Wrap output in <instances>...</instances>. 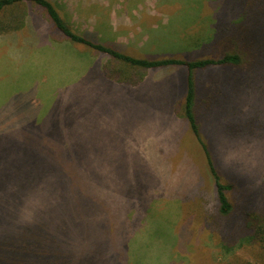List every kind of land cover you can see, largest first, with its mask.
<instances>
[{"label": "rangeland", "instance_id": "374dc122", "mask_svg": "<svg viewBox=\"0 0 264 264\" xmlns=\"http://www.w3.org/2000/svg\"><path fill=\"white\" fill-rule=\"evenodd\" d=\"M51 1L75 32L133 57H215L228 48L188 44L214 28L213 16L218 28L229 24L221 0ZM27 9L23 29L0 34V204L24 205L21 217L40 209L36 203L53 205L55 235L74 249L76 264L250 257L244 217L264 204V69L254 84L243 79L249 86L231 66L195 72L201 133L221 179L232 182V210L220 216L203 155L185 121L171 115L186 68L146 71L133 87L114 83L100 69L110 57L53 31L39 8ZM250 97L259 98L254 118L244 109ZM29 228L25 239H38Z\"/></svg>", "mask_w": 264, "mask_h": 264}, {"label": "trees", "instance_id": "16d2710c", "mask_svg": "<svg viewBox=\"0 0 264 264\" xmlns=\"http://www.w3.org/2000/svg\"><path fill=\"white\" fill-rule=\"evenodd\" d=\"M222 12L232 14L229 24L224 28H218L215 21H211L213 27L204 30L206 35L199 39L188 42L190 46H212L215 42L224 41L228 48L219 51L215 57L203 56L201 58L183 59L173 56L133 57L127 53L118 51L108 43H95L86 35L75 32L69 24L61 17L60 12L51 0H0V34L15 32L25 27L28 20V6L39 8L47 21L51 24L53 31L73 43L80 44L84 48L110 57V60L100 67L103 76L117 84L139 85L150 70L165 69L167 67L183 66L186 68L185 90L177 115L174 118L183 119L188 128L191 144L203 155V161L213 179L215 198L218 204L220 216H227L232 210V204L227 192L232 189V182H225L218 172L215 164L211 145L201 133V123L197 111L199 101L196 91L195 72L211 66H231L242 74L236 77V81L247 78L250 82L260 79L261 68L264 69V0H221ZM203 8L205 5L200 3ZM208 15V14H207ZM213 15V13H212ZM203 16V15H202ZM212 17V20H213ZM203 24V23H202ZM204 27L202 26V30ZM203 33V34H204ZM249 44V45H247ZM208 47V46H207ZM211 48V47H210ZM247 49V50H244ZM257 69V70H256ZM255 73V75L253 74ZM247 83V82H246ZM250 84V83H249ZM244 85L249 86L244 83ZM243 86V85H242ZM241 88L243 89V87ZM261 92L262 89H259ZM240 91H234L238 94ZM224 94V93H222ZM259 98L250 97L245 103V111L254 118L253 114L259 110ZM219 100H214L217 103ZM251 101L250 106L248 103ZM239 111V109H236ZM36 124H34V127ZM212 142L214 134H210ZM218 139V137H217ZM193 140L196 145L193 144ZM218 142V140H215ZM226 146L229 141L223 139ZM193 198V197H192ZM253 202V200H252ZM39 208L34 212L20 216L24 205L0 204V264H76L74 249L68 243L58 239L54 223V206L49 204H38ZM26 205V204H25ZM28 205V204H27ZM38 207V206H37ZM43 209V210H42ZM46 209V210H45ZM185 213V208L183 209ZM244 231L247 237L244 239L250 244L247 253L250 257L243 255L235 256L233 264H264V204L258 211L248 212L244 217ZM36 224H42L39 229ZM30 227V228H29ZM27 228L33 229L34 235L39 232V238L32 241L25 239L23 233ZM23 232V233H22ZM134 236L127 240L125 247H131ZM180 252V251H179ZM74 253V254H73ZM89 254L87 250L81 249L79 257ZM86 256H84V259Z\"/></svg>", "mask_w": 264, "mask_h": 264}, {"label": "crops", "instance_id": "0c3cea01", "mask_svg": "<svg viewBox=\"0 0 264 264\" xmlns=\"http://www.w3.org/2000/svg\"><path fill=\"white\" fill-rule=\"evenodd\" d=\"M184 95V94H183ZM183 97V96H182ZM171 114V113H170Z\"/></svg>", "mask_w": 264, "mask_h": 264}]
</instances>
